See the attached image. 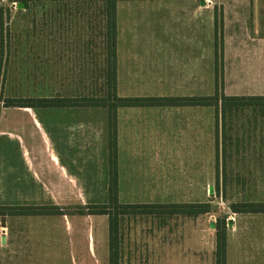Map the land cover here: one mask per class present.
<instances>
[{
  "label": "crops",
  "instance_id": "crops-1",
  "mask_svg": "<svg viewBox=\"0 0 264 264\" xmlns=\"http://www.w3.org/2000/svg\"><path fill=\"white\" fill-rule=\"evenodd\" d=\"M161 6H166L167 17L152 18L153 9ZM208 7L205 0L123 2L117 14V95L209 97ZM66 84L65 93L58 90L56 95L45 98L85 96L80 88L71 89ZM13 108L27 114L35 123L39 147L34 152L41 155V163L39 169L32 157L33 148L27 147L24 137L13 134L23 140L24 147L14 150L20 154L19 164L11 159L7 170L0 169V206L107 204L108 108ZM116 114L121 204L211 202V187L219 179V109L200 104L122 106ZM242 137L241 140H249V147L237 152L242 155V169L264 172V133L250 132ZM257 139L261 144L258 148L252 146ZM221 165L226 168L223 158ZM139 214L127 226L140 232L147 223ZM209 214H174L166 221H149L156 234L169 230L171 239L155 241V253L149 259L132 257L119 260L118 264H216V227L212 226ZM257 215L264 213L227 214V264H242L244 257L252 255L242 250V240L235 233L241 225L249 226ZM48 219L55 220L51 227H65L75 234L71 244L87 242L85 248L99 250L93 264H110L109 216L74 210L61 214H0V264H30L26 260H14L12 253L5 252L26 249L24 236L34 220Z\"/></svg>",
  "mask_w": 264,
  "mask_h": 264
},
{
  "label": "rangeland",
  "instance_id": "rangeland-1",
  "mask_svg": "<svg viewBox=\"0 0 264 264\" xmlns=\"http://www.w3.org/2000/svg\"><path fill=\"white\" fill-rule=\"evenodd\" d=\"M127 1L136 0L118 1L117 14L121 4ZM27 2L26 7L21 1L0 0V43L3 38L5 48L4 64L0 69L1 171L7 170L11 159L18 164L20 161V154H15L14 150L24 147L23 140L13 134L24 137L27 147L33 148L32 157L39 169L41 163V155L34 152L39 147L35 123L21 110L5 107L7 98L53 96L58 90H64L66 83L72 86L71 89L80 88L85 96L101 97L110 93L106 74L105 0ZM205 2L209 6L211 25L210 96L215 95L217 90L220 97L222 94L264 95V0ZM153 12L152 18L167 17L166 6L157 7ZM216 32L219 41L223 42V53L220 48L218 61ZM218 122L219 179L211 187L209 214L215 227L219 221L227 222L226 216L232 211L231 204L264 201V172L242 169V155L237 154L249 147V140H241L244 134L264 133V116L259 111L243 109L227 112L222 118L219 108ZM259 141L254 140L252 146H261ZM224 149L226 154L222 153ZM222 158L226 162L225 169L221 165ZM5 173L9 175L8 171ZM80 206L85 205L60 207L64 212H80ZM173 215L140 213L141 220L147 223L140 232L127 226V222L136 219L137 214L120 215L118 259L123 261L133 257L143 260L152 257L154 242L167 241L171 236L169 230L156 234L149 221L162 222L173 218ZM255 218L249 226L241 225L235 233L242 240V250L252 253L250 258L241 260L242 264H264V225L261 223L264 215ZM52 222L55 220H34L24 236L26 249L7 251L5 254L12 253V259L19 262L26 260L30 264H93L95 253L100 254V251L85 248L87 242L71 244L75 234L72 235L65 227H51Z\"/></svg>",
  "mask_w": 264,
  "mask_h": 264
},
{
  "label": "trees",
  "instance_id": "trees-1",
  "mask_svg": "<svg viewBox=\"0 0 264 264\" xmlns=\"http://www.w3.org/2000/svg\"><path fill=\"white\" fill-rule=\"evenodd\" d=\"M21 1L26 7L28 0ZM120 0H105L106 2V70L109 86L107 96H80L71 98H7L5 107H66V106H103L108 108L109 123V164L110 181L108 187L109 202L107 204H88L80 206L81 213L108 215L110 264H118V244L120 236L119 216L137 213H172L197 215L211 212V204H121L118 201V162H117V108L122 106H157V105H210L221 109L222 118L233 110L253 109L264 116V95H226L220 97L218 90L209 97H119L117 95V3ZM3 39V38H2ZM0 43V69L5 59L4 41ZM216 32V58L218 50L223 53V42H220ZM224 149V154L225 153ZM219 174V170H218ZM0 214L6 212L25 214H61L64 209L58 205H33L0 207ZM234 213H264V201H246L231 204ZM216 264H227V222L219 221L216 225Z\"/></svg>",
  "mask_w": 264,
  "mask_h": 264
},
{
  "label": "water",
  "instance_id": "water-1",
  "mask_svg": "<svg viewBox=\"0 0 264 264\" xmlns=\"http://www.w3.org/2000/svg\"><path fill=\"white\" fill-rule=\"evenodd\" d=\"M212 226H213V227H215V225H214V224H213Z\"/></svg>",
  "mask_w": 264,
  "mask_h": 264
}]
</instances>
